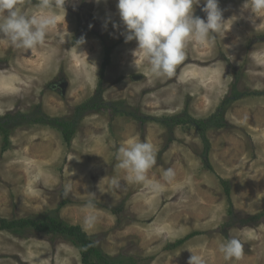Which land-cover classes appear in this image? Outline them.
<instances>
[{"label":"rangeland","instance_id":"1","mask_svg":"<svg viewBox=\"0 0 264 264\" xmlns=\"http://www.w3.org/2000/svg\"><path fill=\"white\" fill-rule=\"evenodd\" d=\"M221 2L223 19L234 17L224 38L190 42L172 77L152 76L137 42H125L117 0H67L45 46L17 49L0 38L8 136L5 144L0 131V221L78 226L95 245V264H188L191 254L206 264H264V14L251 19L244 0ZM36 3L21 0L29 12ZM242 19L249 27L238 28ZM212 115L201 131L191 122ZM62 122L75 130L70 146ZM137 138L156 149L148 176L165 185L158 193L116 167V149ZM169 167L171 184L162 179ZM88 193L98 217L91 230ZM233 237L245 254L225 261L219 244ZM0 264H81V247L31 227L0 229Z\"/></svg>","mask_w":264,"mask_h":264},{"label":"clouds","instance_id":"2","mask_svg":"<svg viewBox=\"0 0 264 264\" xmlns=\"http://www.w3.org/2000/svg\"><path fill=\"white\" fill-rule=\"evenodd\" d=\"M27 2L31 4V0ZM66 3L67 0H39L32 5L34 10L29 12L21 5V0H0V38L17 49L45 46L49 31L57 27L61 12L64 21ZM201 4L204 18L194 15L195 8ZM116 7L124 26L122 35L125 42H137L135 53L147 62L150 74L156 78L175 74L177 66L187 58L186 49L190 42L212 47L226 33L219 0H117ZM241 12L250 13L251 19L264 14V0H244ZM113 27L118 25L113 24ZM60 35L64 42L71 38L67 30L66 34ZM84 42V37H81L73 47L78 48ZM115 158L118 161L116 167L126 173L130 183L142 184L153 193L163 190L164 184L150 180L148 176L157 162L152 143L130 139L116 149ZM175 177L173 168L163 170L162 179L167 184L173 183ZM110 182L113 188L121 187V181L116 177H112ZM88 195L90 199L84 205L83 225L91 230L95 228L98 217L94 214L96 195ZM219 252L225 261H238L245 254L244 243L239 238H228L219 244ZM188 264L206 262L203 256L191 254Z\"/></svg>","mask_w":264,"mask_h":264},{"label":"trees","instance_id":"3","mask_svg":"<svg viewBox=\"0 0 264 264\" xmlns=\"http://www.w3.org/2000/svg\"><path fill=\"white\" fill-rule=\"evenodd\" d=\"M214 115L210 119L203 120V121H191L192 124L201 131L204 126H206L212 119ZM171 122V121H170ZM178 122V121H177ZM58 126L61 128V135L63 138L64 143L67 146H70L71 141L74 137L75 130L73 128V125L71 123H58ZM1 135H3V140L5 141V144H7V132L2 130L0 128ZM207 152V148H206ZM224 186L227 185V183L224 181L222 182ZM226 195H229V191L226 188L225 189ZM62 206V203L60 204V207ZM26 227H31L33 230L39 233L43 234H52V235H58V236H64L71 240H73L75 243H77L81 247V264H95L90 261L93 255L97 254L96 248L94 243L90 240V238L78 227V226H64L61 223H58L53 218H46L42 223H36L32 220H18V221H0V229L1 230H13V229H23ZM195 233L186 236L185 238L177 241L173 245H171V249H175L179 246H181L185 241L193 237Z\"/></svg>","mask_w":264,"mask_h":264},{"label":"flooded vegetation","instance_id":"4","mask_svg":"<svg viewBox=\"0 0 264 264\" xmlns=\"http://www.w3.org/2000/svg\"><path fill=\"white\" fill-rule=\"evenodd\" d=\"M222 0H219V6L220 5H222L223 6V8L225 7V4H223V2H221ZM233 1V3L234 4H240V0H232ZM228 1H226V3H227ZM203 5V4H202ZM227 6V5H226ZM237 7H238V5H237ZM238 9V8H237ZM240 9V8H239ZM197 13L199 14V16H201L202 18H204V16H205V14L200 10V9H197ZM196 14V13H195ZM227 18H225L224 20L227 22V23H229L230 21H231V19L232 18H234V17H229L228 16V13H226V14H224ZM247 22V20H243L242 19V21H240V22H238L239 23V26H238V28H245L244 27V24H246L248 27H249V24H247L246 23ZM226 27V26H225ZM253 29H254V27H253Z\"/></svg>","mask_w":264,"mask_h":264}]
</instances>
